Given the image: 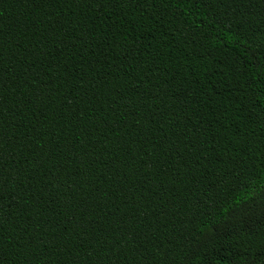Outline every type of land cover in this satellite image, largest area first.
<instances>
[{"label":"trees","instance_id":"1","mask_svg":"<svg viewBox=\"0 0 264 264\" xmlns=\"http://www.w3.org/2000/svg\"><path fill=\"white\" fill-rule=\"evenodd\" d=\"M0 264H264V0H0Z\"/></svg>","mask_w":264,"mask_h":264}]
</instances>
